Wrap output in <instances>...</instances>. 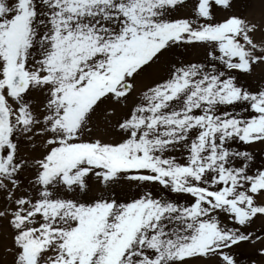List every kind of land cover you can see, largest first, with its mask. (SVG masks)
<instances>
[{"label":"snow or ice","instance_id":"6c2138e0","mask_svg":"<svg viewBox=\"0 0 264 264\" xmlns=\"http://www.w3.org/2000/svg\"><path fill=\"white\" fill-rule=\"evenodd\" d=\"M0 264H264V0H0Z\"/></svg>","mask_w":264,"mask_h":264}]
</instances>
